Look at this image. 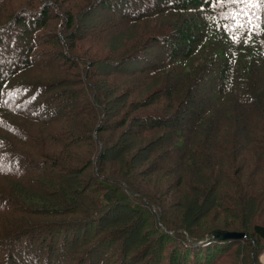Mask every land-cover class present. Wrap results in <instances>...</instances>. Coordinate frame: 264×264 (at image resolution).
Listing matches in <instances>:
<instances>
[{
  "label": "trees",
  "instance_id": "obj_1",
  "mask_svg": "<svg viewBox=\"0 0 264 264\" xmlns=\"http://www.w3.org/2000/svg\"><path fill=\"white\" fill-rule=\"evenodd\" d=\"M59 4L0 0V264H215L235 243L249 253L233 264H259L264 186L222 182L264 166V9L249 34L217 0ZM58 12L61 37L45 32ZM123 34L138 37L117 58L84 50ZM150 175L176 178L155 199ZM222 202L237 223L205 239L194 223Z\"/></svg>",
  "mask_w": 264,
  "mask_h": 264
},
{
  "label": "rangeland",
  "instance_id": "obj_2",
  "mask_svg": "<svg viewBox=\"0 0 264 264\" xmlns=\"http://www.w3.org/2000/svg\"><path fill=\"white\" fill-rule=\"evenodd\" d=\"M50 1V0H49ZM54 1V3L56 4H59V2H68L70 3L71 5H74L73 2H78V0H52ZM92 0H79V3L78 5H74V12L77 11L79 8H81L82 6L84 7L85 5L87 6ZM88 3V4H87ZM64 5H60L62 7H65V5L67 3H63ZM80 12V11H79ZM58 18H53L52 20L49 21V27L45 30V32H55L58 34L59 37H61V34H60V29H61V26L60 24L63 23V16L60 12H58ZM107 19H109V15L107 12L105 11H100L99 9L98 10H95L93 11L92 13H90V15L86 18V21H88L90 24H93V25H97L99 27H103V24L107 21ZM138 36H132L130 38H125L124 34L121 38L118 39V43H121V45H117V44H113V46H110L111 43H113V41H111V39H108V40H102V42L99 44H94L93 42L91 41H88L86 44H85V47H84V50H89L90 52H92V54L89 55L90 58H105V57H108V58H117L118 56L121 55L122 52H124L126 49H127V44H131V47L132 45L134 44V40L135 38H137ZM131 42V43H130ZM81 43V42H79ZM78 43V44H79ZM66 43H60L59 46L57 47H53L52 45H48L46 46L47 48H49V51H54L56 50L57 54L61 53L62 51H64L66 49V46H65ZM110 46V47H109ZM130 47V48H131ZM85 52V51H84ZM76 53H80L84 56L83 52H78L76 51ZM61 75V72H55L54 74H47V73H44L43 75H41L39 78L42 80V79H53V78H58L59 76ZM33 78H37L36 76H33ZM115 81V80H114ZM119 86H123L125 82H118V81H115ZM75 88L73 89L72 93L73 94L75 92ZM90 118V117H89ZM91 118L93 119H90V120H85L84 123H89V125H92L91 127L93 128L94 127V124H95V118L91 116ZM35 149H37L36 145L34 146ZM24 151L26 152H32V146H26L24 149ZM39 156V155H37ZM37 159H41L39 157H37ZM262 170H264V166H262L259 170H253L252 171V167L249 166L248 164H245L244 167H243V171L241 173V177H240V181H229L231 184H227L225 182H222L223 183V186L225 188H231V195L232 196H235L233 194H236V192L239 191V186H243V185H248L247 187V190H249V192H253V193H256V194H260V189L261 187L264 186V179L260 177L259 175V172H261ZM196 177V176H195ZM176 177H170V178H162L160 176H156V175H150L148 178H143V179H137V182L141 185L142 188H144L145 190H149V194H151V196H154L155 199L156 198H160L159 196H156L155 193H161L163 190H165L166 188V184L169 183V180H173L175 179ZM197 179V177H196ZM190 183H193V180L192 178H189L188 179ZM244 181L246 183H244ZM136 182V183H137ZM4 182H1L0 181V184H2ZM237 183H239L240 185H238ZM185 184L182 182V184L179 186L180 188H182V185ZM186 187V186H185ZM226 192V191H225ZM221 194V193H220ZM261 195V194H260ZM177 196H180V194L178 195H175V194H171V198L172 200L169 198V194L166 196L168 197L167 200V203L169 204H177L178 203V200L176 199ZM222 196V194H221ZM162 197H165V196H162ZM223 198V196H222ZM165 199H163V201H166ZM253 204V202H251ZM217 207H218V211L216 209H214L210 215H223L221 216V218H212V216H205V217H202L200 219L197 220L196 223H194V225H202V227L199 229V233H202V235H204V238L207 237V234L208 232H211L212 229H214L215 227H224V226H229V228H232L233 226H235V224L237 223L236 222V219L234 220V218L229 215L227 216L226 214L224 213H220L221 211V208L223 207H228L229 210L231 212H233V209L230 208L227 203H224L222 202L221 204H217ZM173 208V211L172 212H175V211H179V208H175V207H172ZM153 211L156 212V210L153 208L152 209ZM178 215V214H177ZM240 218V217H239ZM238 218V219H239ZM253 219H256V216L253 217ZM214 221H221L223 222V225H214ZM177 223V222H175ZM157 224V223H155ZM226 233H239V232H236V231H229V232H226ZM225 234V233H224ZM206 239V238H205ZM204 239V240H205ZM201 242V241H200ZM198 242V243H200ZM259 254H258V263L259 264H264V243H259ZM233 246L231 249L232 251L228 253L227 251V255L224 254V256L222 257H217L216 258V262L215 264H233L234 262L236 261H242V259H246V256L248 255L249 253V247H244L243 249H239L238 252H234V248H238V247H235V246H244L242 243H235L234 245H231Z\"/></svg>",
  "mask_w": 264,
  "mask_h": 264
},
{
  "label": "snow or ice",
  "instance_id": "obj_3",
  "mask_svg": "<svg viewBox=\"0 0 264 264\" xmlns=\"http://www.w3.org/2000/svg\"><path fill=\"white\" fill-rule=\"evenodd\" d=\"M220 4L234 6L227 14V18L234 22L235 32L246 30L251 34L261 30V16L258 15V11L264 9V0H217V5ZM238 38L236 35L233 36V39Z\"/></svg>",
  "mask_w": 264,
  "mask_h": 264
},
{
  "label": "water",
  "instance_id": "obj_4",
  "mask_svg": "<svg viewBox=\"0 0 264 264\" xmlns=\"http://www.w3.org/2000/svg\"><path fill=\"white\" fill-rule=\"evenodd\" d=\"M242 234L239 233H225L223 238H240Z\"/></svg>",
  "mask_w": 264,
  "mask_h": 264
}]
</instances>
